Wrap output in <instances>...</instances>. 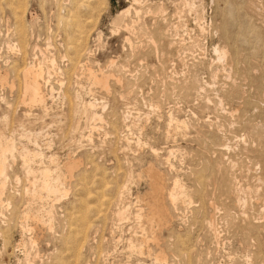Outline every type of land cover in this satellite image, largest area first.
<instances>
[{"label": "rangeland", "instance_id": "rangeland-1", "mask_svg": "<svg viewBox=\"0 0 264 264\" xmlns=\"http://www.w3.org/2000/svg\"><path fill=\"white\" fill-rule=\"evenodd\" d=\"M132 3L0 0V138L16 150L0 152V264H264V0ZM130 7L133 30L112 34ZM41 62L45 107L23 93L24 68ZM25 149L40 155L29 163ZM68 159L79 162L71 176ZM46 166L66 192L33 220L27 189ZM150 168L184 191L165 201L169 222L152 223L156 241L136 217Z\"/></svg>", "mask_w": 264, "mask_h": 264}, {"label": "bare ground", "instance_id": "bare-ground-1", "mask_svg": "<svg viewBox=\"0 0 264 264\" xmlns=\"http://www.w3.org/2000/svg\"><path fill=\"white\" fill-rule=\"evenodd\" d=\"M184 1V0H182ZM189 1V0H188ZM144 3V0H133V5H139L141 3ZM183 3V2H182ZM187 3V2H186ZM184 4V3H183ZM187 5V4H186ZM192 7L193 5L195 4H191ZM189 5V6H191ZM188 6V7H189ZM133 7V6H132ZM132 7L130 8H127L126 10L124 11H121L120 14L117 16V18L112 22V34L114 35H118V33L120 31H127V32H131L133 30V24H130V23H126L125 20H124V17H126L127 15H129L128 13L130 12V9H132ZM187 7V6H186ZM188 7L186 9H188ZM162 10V9H161ZM189 10V9H188ZM196 10L195 7L192 8V11ZM185 11V10H184ZM191 11V12H192ZM134 12L135 14H138L139 11L138 9L134 8ZM159 13V12H158ZM182 13V12H181ZM190 13V12H189ZM195 13V12H194ZM140 14V13H139ZM201 14V13H200ZM246 15V14H245ZM202 18L201 16H196L195 15V20H196V23L199 25V27L201 29H203V27L201 26L202 25ZM133 23V22H131ZM135 23V22H134ZM136 24V23H135ZM177 35V33H176ZM233 39V38H232ZM125 41H128L129 42V38L126 37L125 38ZM80 44V43H79ZM216 55H217V59L218 61H226V58H227V55H228V51L225 49V48H221L219 46L215 47L214 49ZM111 63V65L114 63L113 61H109ZM52 63V62H51ZM37 65V64H36ZM35 63L34 64H28L25 68H24V72H23V93H24V97H26L27 99V103L28 104L29 102L31 103H35L38 105L39 104H44L45 103V94L43 93V89H42V85H41V78H42V71L40 72V65H42V62L39 65V67H36ZM37 65V66H38ZM42 68V67H41ZM231 69V68H230ZM4 73V72H3ZM1 71H0V87H3L4 83L8 82V79H7V76L5 75V73L3 74ZM91 74V76L96 80V82L98 84H100L101 86L103 87H107V76H105L104 74H100L99 77H97L96 75H94L92 72H89ZM7 74V73H6ZM6 82V83H7ZM11 83V82H10ZM25 99V98H24ZM23 99L22 103L25 101ZM29 101V102H28ZM30 103V104H31ZM94 102H88V104H84L86 105V108L87 106H90L88 108H93L94 104H92ZM33 106V105H32ZM41 106V105H39ZM96 106V105H95ZM43 107H45L43 105ZM87 108V109H88ZM90 110V109H89ZM88 110V111H89ZM91 115L89 114L88 117H92V118H99L100 119V116H98L94 111L93 109H91L90 111ZM88 113V112H87ZM97 115V117H96ZM102 117V116H101ZM97 118V119H98ZM173 119V118H172ZM176 120V123H183V121H179L178 119H174ZM131 121V120H130ZM42 131V130H41ZM25 147V146H24ZM40 147V146H39ZM15 150V146H14V143H13V140H6V139H2L0 138V152H1V157L4 159L5 158V155L8 153V152H11L12 150ZM16 151V150H15ZM39 151V150H38ZM7 152V153H6ZM156 152V150H154V153ZM157 153V152H156ZM155 153V154H156ZM222 154V153H221ZM12 155V154H11ZM20 155V154H19ZM22 158H24V160H29V163H30V159L31 157L33 156H36V155H40L39 153L37 152H30L29 150L25 149L22 153ZM20 155V157H21ZM46 155V154H45ZM43 156V154H42ZM7 157V156H6ZM12 157V156H11ZM46 158V157H45ZM48 158V157H47ZM55 157H53V155H50L49 156V159H51L52 161H54ZM42 159V157H41ZM40 159V160H41ZM169 159V158H168ZM167 159V160H168ZM23 160V161H24ZM37 161V160H35ZM56 161V160H55ZM264 161V160H263ZM50 162V160H49ZM24 163V162H23ZM34 163V162H33ZM39 163V162H38ZM6 165V164H5ZM4 163H1L0 164V203H2V196L4 194V190L6 188V175H5V166ZM57 165V163H56ZM79 166V162L77 160H74V159H68V161L65 163V167H66V176H71L73 170H75L77 167ZM25 167V166H24ZM32 167V165H31ZM30 167V165H26V170H27V173L28 174H32L33 173V169ZM47 167V166H46ZM11 168V167H10ZM51 168V167H50ZM49 167L47 168H44V169H41L40 168V172H39V179L36 180V176L34 174V179L32 181V184L31 187L29 189H27L28 192L31 193V202H35L36 203V209L34 211V213H32V218L33 220H38L39 217H37L38 214L40 213H43L46 211V200L49 198V197H53L54 196V199L55 198H58L59 197H62L66 191H65V188H64V179L66 178V176L59 170H56L57 171H52V169H50ZM59 168V166H58ZM60 169V168H59ZM156 170V169H155ZM153 170L152 168H150L148 171H151V175H149L151 177V181L149 183L150 186H151V191H150V197H148L146 200L140 196H137L136 197V202L137 203H140L138 205H136L138 208L136 209V217L141 220L142 217H144V220L146 218L147 220V223L151 224L152 223H155L157 226H162V225H166L168 222H169V219L171 218L170 217V213L168 212V207L166 205V200H168L169 202H176L177 199H179L180 195L182 196L183 194V189H182V185L180 184V182L176 179L173 183V188L171 189V191H166V188H165V185L163 183V177L161 176V174H159L157 171ZM132 171V170H131ZM147 174V173H146ZM150 174V173H149ZM262 176V175H261ZM32 177V176H31ZM131 177V176H130ZM263 177V176H262ZM30 178V177H29ZM229 178V177H228ZM31 179V178H30ZM264 179V177H263ZM18 180V179H17ZM257 182V181H256ZM228 184V183H227ZM232 184V183H231ZM232 186V185H231ZM241 186V185H240ZM29 187V186H28ZM239 187V186H238ZM230 188V186H229ZM121 192L123 193L126 189H127V186H122L121 187ZM129 189V188H128ZM263 189V188H262ZM130 191V190H129ZM232 191V189H231ZM261 191V190H260ZM148 192V191H147ZM234 192V191H233ZM29 193V194H30ZM232 193V192H231ZM253 193V192H252ZM262 193V192H261ZM28 194V193H27ZM234 194V193H233ZM237 194V193H235ZM28 196V195H27ZM236 196V195H235ZM29 198V197H28ZM63 199V198H62ZM237 200V199H236ZM53 201V200H52ZM27 202H28V199H27ZM124 202V201H123ZM135 202V203H136ZM241 202H242V199H241ZM8 203V202H7ZM10 205V204H9ZM145 206L144 209L141 208V206ZM45 206V207H44ZM128 206V205H127ZM53 208V207H52ZM211 208V207H210ZM128 209V208H127ZM126 209V210H127ZM48 210V209H47ZM125 210V211H126ZM124 210L123 211H119L117 214L118 215H125V212ZM49 212H52L51 209L46 212V213H49ZM243 212V211H242ZM51 214V213H50ZM43 216V214H42ZM41 216V217H42ZM51 217V216H50ZM43 219H45L44 217H42ZM41 218V219H42ZM48 219V218H47ZM46 219V220H47ZM53 219V218H52ZM143 219V218H142ZM250 219V218H249ZM254 219V218H253ZM30 221V220H29ZM40 221V220H39ZM26 222V221H25ZM24 222V223H25ZM146 222V221H145ZM261 222V220H260ZM36 223V222H35ZM38 224V223H37ZM208 224L210 226V228L212 229L213 233H214V236L217 235V230L215 228V220L213 218V216L211 215L209 217V220H208ZM27 225V224H26ZM25 225V226H26ZM42 225V224H41ZM46 225V224H44ZM151 225H148V226H151ZM22 226V225H21ZM152 227H148L149 229H151V233L150 235H148L146 238H147V241L148 240H152V241H156L158 239L157 237V233L154 231V230H157L156 226L155 228L153 227V231H152ZM27 228V227H26ZM25 228V230H26ZM144 229V228H143ZM148 229V230H149ZM27 230H32V228H27ZM24 231V230H22ZM29 232V231H28ZM149 232V231H148ZM30 233V232H29ZM149 234V233H148ZM32 240V238H31ZM30 240V241H31ZM214 240V239H213ZM132 245V243H131ZM133 246V245H132ZM140 249H142V245L140 247ZM158 257H160L158 259ZM162 257V259H161ZM263 257V256H261ZM157 259L160 260V261H163L164 260V256L162 253H160L159 256H157ZM259 260V259H258ZM262 260V259H261ZM264 263V262H263ZM257 264V263H256Z\"/></svg>", "mask_w": 264, "mask_h": 264}]
</instances>
